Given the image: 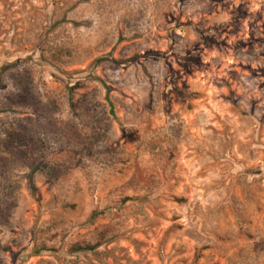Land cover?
I'll return each mask as SVG.
<instances>
[{"label": "rangeland", "instance_id": "obj_1", "mask_svg": "<svg viewBox=\"0 0 264 264\" xmlns=\"http://www.w3.org/2000/svg\"><path fill=\"white\" fill-rule=\"evenodd\" d=\"M0 264H264V0H0Z\"/></svg>", "mask_w": 264, "mask_h": 264}, {"label": "trees", "instance_id": "obj_2", "mask_svg": "<svg viewBox=\"0 0 264 264\" xmlns=\"http://www.w3.org/2000/svg\"><path fill=\"white\" fill-rule=\"evenodd\" d=\"M104 87H106V86L104 85ZM106 89H107V92L109 93L110 90L108 88H106ZM77 249H78V251L84 250V248H81V247H77ZM87 249H93V248H87Z\"/></svg>", "mask_w": 264, "mask_h": 264}]
</instances>
